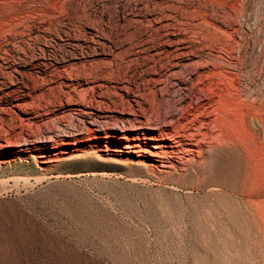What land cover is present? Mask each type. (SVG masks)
Here are the masks:
<instances>
[{
    "label": "rangeland",
    "instance_id": "374dc122",
    "mask_svg": "<svg viewBox=\"0 0 264 264\" xmlns=\"http://www.w3.org/2000/svg\"><path fill=\"white\" fill-rule=\"evenodd\" d=\"M0 264H264V0H0Z\"/></svg>",
    "mask_w": 264,
    "mask_h": 264
},
{
    "label": "bare ground",
    "instance_id": "6f19581e",
    "mask_svg": "<svg viewBox=\"0 0 264 264\" xmlns=\"http://www.w3.org/2000/svg\"><path fill=\"white\" fill-rule=\"evenodd\" d=\"M162 108H163V104L160 102V101H155V103L152 105V107H151V109H150V111H149V119L151 120V119H156V120H160L161 119V117H159V113H160V111L162 110ZM164 118V117H163ZM122 132H123V136L120 138L122 141H124V140H127V141H129V137H130V134L127 132V130L126 129H124V130H122ZM93 132H92V130L91 129H89L88 128V134H87V136L89 137V135L90 134H92ZM141 135L142 134H139V133H137V134H135L134 135V137L137 139V141H138V144H136V150H132V146L131 145H129V144H127V145H125V147H126V149H128V152L129 153H135V154H137V155H141V154H144L145 156L144 157H146V158H149V160H150V164H148V163H145L143 160H140V159H138V160H136L135 162H131V163H122V165L124 166V167H127V168H129L130 170H132V171H136V170H139V169H137L136 167H139V166H141V167H143V170H145V172H146V174L147 175H151V176H153L154 174L151 172V165H152V167L153 168H157L158 169V166L156 165V164H154V161H159V162H162L163 163V159H165V157H166V155H168V154H172V153H175L176 152V150H177V148L180 146V144H181V142L180 141H176V138H175V136L174 135H172L171 133H164V132H161L160 133V135H159V138H157L156 139V141H166V140H171V141H173L174 142V144H171V145H166V144H156V145H154V146H152V148L153 149H155V150H150V149H148V148H146V149H143V147H142V140H143V138L141 137ZM110 136H111V134H110ZM11 145L12 144V142H8V145ZM14 144V143H13ZM16 146V145H15ZM7 147V146H6ZM16 147H19V146H16ZM165 148H167V149H165ZM168 148H170V149H168ZM209 149H206L205 147H203L201 144L199 145V152L201 153V155L203 156L204 154H209V152H211L210 150L208 151ZM211 155V154H210ZM207 156V155H206ZM77 158V157H76ZM83 158V157H82ZM207 158V157H206ZM70 159H73V157L72 158H69L68 160H70ZM98 159H100L99 157H98ZM204 159V158H203ZM209 159V158H208ZM134 160V159H133ZM204 161H206V160H204ZM203 161V162H204ZM192 162V159H188L187 160V163L188 164H190ZM206 163V162H205ZM204 164V163H203ZM121 165V166H122ZM193 165V164H192ZM201 165V164H200ZM204 166V165H203ZM164 167H171V168H175L174 167V164L173 163H171L170 162V165H168V166H166V165H164ZM198 167V166H197ZM201 167V166H200ZM200 167H198V168H200ZM205 168V167H204ZM203 168V169H204ZM194 170H195V168H194ZM159 171L160 172H164V170H160L159 169ZM204 171V170H203ZM195 172V174L197 173V175H198V182H197V184H195V185H197L198 187L199 186H202V182L204 181V179H203V181H202V178H201V176H203V175H201V174H203V172H201V171H194ZM170 173V172H169ZM193 174V173H192ZM205 175V174H204ZM194 176V175H193ZM196 176V175H195ZM194 176V177H195ZM191 178V176L188 174V173H186V174H180V175H171L170 176V178L169 179H166V181H167V183H171L172 185H174V186H176V187H181L182 188V186H184V185H186L185 184V182H187V181H189L188 179H190ZM204 178H206V176H204ZM191 179H193V178H191ZM165 180V179H164ZM189 183V182H188ZM187 183V184H188ZM195 183V182H194ZM188 185H190V184H188ZM192 185V184H191ZM190 185V186H191ZM205 185V184H204ZM193 186V185H192ZM187 187V186H186ZM206 187V186H205ZM174 188V187H173Z\"/></svg>",
    "mask_w": 264,
    "mask_h": 264
}]
</instances>
